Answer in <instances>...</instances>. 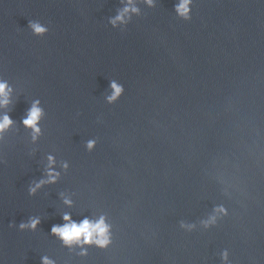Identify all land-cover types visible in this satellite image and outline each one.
Here are the masks:
<instances>
[{
    "label": "water",
    "instance_id": "95a60500",
    "mask_svg": "<svg viewBox=\"0 0 264 264\" xmlns=\"http://www.w3.org/2000/svg\"><path fill=\"white\" fill-rule=\"evenodd\" d=\"M181 2L0 0V264H264V0Z\"/></svg>",
    "mask_w": 264,
    "mask_h": 264
},
{
    "label": "clouds",
    "instance_id": "9594fccd",
    "mask_svg": "<svg viewBox=\"0 0 264 264\" xmlns=\"http://www.w3.org/2000/svg\"><path fill=\"white\" fill-rule=\"evenodd\" d=\"M149 3H151V0H148ZM132 3V0H129V4ZM189 4L190 0H182L180 5L177 8V11L183 15L187 16V13L189 12ZM129 11L135 12L137 9L131 8L129 9L126 7L123 12L116 17V19L113 21L115 22L117 20L122 21L123 17L126 13ZM34 31L37 34H42L46 31L43 27L39 26L38 24L32 25ZM111 87L114 89V96L110 99H114L116 95H119L122 89L115 84V82L112 83ZM10 93V89L8 88V85L5 82H0V106L7 105L8 103V96ZM39 102H35L33 104V107L30 109L28 118L23 121V123L34 130V132L38 133L39 128L37 126L38 120L40 119L42 115V110L38 106ZM12 121L10 118L5 115L2 119H0V132L7 129ZM91 146V145H90ZM49 160L52 161V158L49 157ZM64 220L67 221L64 226H54L52 228V232L59 235L60 238L66 243L71 244L73 242L79 243L81 242V239L83 240V243L85 244H91L95 243L100 246H104L108 243V226L105 224L103 217L98 222H90L88 219L83 220L81 223L77 224L75 222H71L70 217L68 215L64 216ZM38 221L33 222V227H35V224ZM45 264H49V262L45 259Z\"/></svg>",
    "mask_w": 264,
    "mask_h": 264
}]
</instances>
